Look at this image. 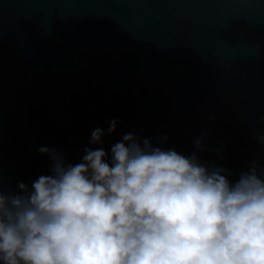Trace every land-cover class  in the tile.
I'll list each match as a JSON object with an SVG mask.
<instances>
[{
    "label": "water",
    "instance_id": "water-1",
    "mask_svg": "<svg viewBox=\"0 0 264 264\" xmlns=\"http://www.w3.org/2000/svg\"><path fill=\"white\" fill-rule=\"evenodd\" d=\"M0 264H264V0H0Z\"/></svg>",
    "mask_w": 264,
    "mask_h": 264
}]
</instances>
